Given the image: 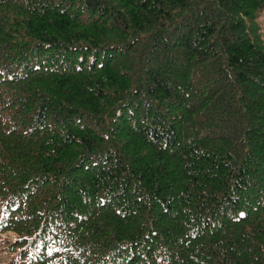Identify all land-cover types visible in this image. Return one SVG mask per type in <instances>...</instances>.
<instances>
[{"label":"trees","instance_id":"1","mask_svg":"<svg viewBox=\"0 0 264 264\" xmlns=\"http://www.w3.org/2000/svg\"><path fill=\"white\" fill-rule=\"evenodd\" d=\"M264 0H0V264H264Z\"/></svg>","mask_w":264,"mask_h":264},{"label":"rangeland","instance_id":"2","mask_svg":"<svg viewBox=\"0 0 264 264\" xmlns=\"http://www.w3.org/2000/svg\"><path fill=\"white\" fill-rule=\"evenodd\" d=\"M258 19H259V22H260L261 27H262V30H261V32H262V39H263V41H264V12H261V13H260Z\"/></svg>","mask_w":264,"mask_h":264}]
</instances>
